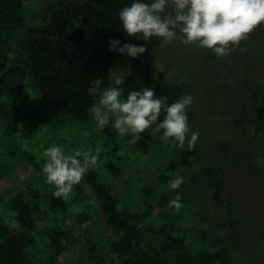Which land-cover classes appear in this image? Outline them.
I'll list each match as a JSON object with an SVG mask.
<instances>
[{
	"label": "rangeland",
	"instance_id": "rangeland-1",
	"mask_svg": "<svg viewBox=\"0 0 264 264\" xmlns=\"http://www.w3.org/2000/svg\"><path fill=\"white\" fill-rule=\"evenodd\" d=\"M55 1L24 0V23L5 44L11 59L9 66L26 55L31 28L44 24L46 8ZM134 43H147L146 52L136 58L122 55L123 58L114 61L110 82L118 74L126 77L148 70L162 83L187 84L194 97L189 108L194 115L191 128L200 132L196 153L191 157L193 166L169 168L180 159L187 144L183 148L172 143L155 145L144 135L132 143L130 136L121 137L118 133L114 142L105 132L106 127H96L91 117L79 119L53 111H36L38 92L31 76L26 74L14 98L0 95L1 220L9 226L11 234L27 231L19 224L9 202L12 196L22 192L27 200L39 205L36 227L31 231L37 240L30 251L31 264H98L92 246L102 252L106 264H122V258L108 249L110 238L119 234L106 227L104 214L84 177L67 199L66 212L50 208L54 185L45 182L41 171L42 146L59 142L62 129H72L75 130L73 146L93 149L102 146L94 168L101 181L111 185L119 208L128 206L142 212L146 201L153 202L161 193L172 199L176 191H181L185 205L176 234L186 236L192 251H213L226 243L233 264H264V23L241 41L245 52L237 47L222 58L208 49L185 45L179 39L164 47L156 36L151 43L137 38ZM11 122L17 129L11 128ZM26 151L34 154V163L21 158V153ZM112 160L122 167L117 176L107 168ZM202 166L221 168L224 198L234 207L232 216H228L226 205L214 203L209 184L199 181ZM160 174L166 175L167 181L147 195L144 187ZM192 174L199 179L192 180ZM176 175H182L185 181L179 189H169L167 182ZM193 200L202 207H219L220 213L210 210L206 215L219 218L220 228L222 224L225 226L226 216L233 219L231 236L223 237L216 232L208 240L199 239L196 231L215 229L216 222L208 223L201 215L194 218L198 205ZM162 213L160 208L155 209L140 225L159 227ZM77 215L84 220L79 221ZM52 226L64 231L60 249L51 246L47 230ZM169 258L186 264L174 253Z\"/></svg>",
	"mask_w": 264,
	"mask_h": 264
},
{
	"label": "trees",
	"instance_id": "trees-1",
	"mask_svg": "<svg viewBox=\"0 0 264 264\" xmlns=\"http://www.w3.org/2000/svg\"><path fill=\"white\" fill-rule=\"evenodd\" d=\"M131 0H57L52 2L45 13V22L40 27L31 28L26 55L13 61L5 50V44L24 23V0H0V95L7 94L14 98L22 87L23 79L29 74L38 92L35 110L39 112H56L69 114L79 119H89V106L93 97L86 91L93 77H104V86L110 83V72L114 61L123 58V54L109 47L108 38L116 37L122 42L131 41L135 37L127 36L122 29L118 12ZM143 86L154 87L157 95H167L169 103L178 99L182 93H190L185 83L167 84L156 79L151 71H143L126 76L122 87V96L133 88ZM193 111L189 109V124H193ZM163 112L161 113V118ZM11 128L17 129L14 122ZM110 141H116L117 132L107 126L105 128ZM142 135L151 144L160 145L159 133L151 135L146 130ZM264 137V136H263ZM117 150L115 148V154ZM196 147L185 149L176 164L191 167V157ZM21 158L35 162L34 154L22 152ZM108 170L117 176L122 167L114 161L107 164ZM203 183H212L215 187L213 201L219 206L226 205L227 213L232 216V202L224 198V183L221 168L202 166L200 170ZM91 185L92 193L104 214L106 227L119 235L110 238L108 249L122 258V264H179L172 261L168 254L178 251L190 260L189 264H233L230 260L226 243L213 251H192L186 236L175 234L174 229L180 223L183 207L179 212L168 209L170 200L165 194L146 201L145 209L133 211L130 207L119 208L118 201L110 184L101 181L95 168L84 176ZM192 180H198L193 174ZM166 175H157L155 180L144 187V192L151 195L157 187L166 182ZM16 211L19 224L27 228L18 234H11L9 226L0 218V264H31V249L37 240L31 231L36 227L35 214L39 209L36 202L29 201L22 192L16 193L9 200ZM50 208L54 211L66 212L69 202L50 195ZM160 208L162 223L159 227L140 225L152 212ZM79 221L84 220L77 215ZM231 227L235 221L229 219ZM64 231L59 226L47 230L51 246L60 249ZM97 254L98 264H106L101 251L92 246Z\"/></svg>",
	"mask_w": 264,
	"mask_h": 264
},
{
	"label": "clouds",
	"instance_id": "clouds-1",
	"mask_svg": "<svg viewBox=\"0 0 264 264\" xmlns=\"http://www.w3.org/2000/svg\"><path fill=\"white\" fill-rule=\"evenodd\" d=\"M122 29L127 36L151 43L159 38L161 47L179 39L185 45L205 48L218 58L230 55L237 47L246 48L241 41L260 24L264 23V0H131L118 12ZM110 49L124 56L136 58L147 50V43L122 42L109 37ZM125 75H115L104 86V77L91 79L87 92L93 97L88 112L96 127L110 126L119 136H130L135 143L148 130L159 133L165 144H178L192 149L200 132L189 124V108L194 97L185 92L169 103L167 95H157L154 87L133 88L122 97ZM163 117L161 118V113ZM62 129L60 141L42 146L44 162L41 171L45 182L54 185L52 195L67 200L83 176L98 165L102 146H73L72 133ZM182 175L167 182L168 188L179 189L184 183ZM168 209L179 212L183 207V193L176 191L168 201Z\"/></svg>",
	"mask_w": 264,
	"mask_h": 264
},
{
	"label": "crops",
	"instance_id": "crops-1",
	"mask_svg": "<svg viewBox=\"0 0 264 264\" xmlns=\"http://www.w3.org/2000/svg\"><path fill=\"white\" fill-rule=\"evenodd\" d=\"M263 147H264V143H263ZM207 184H209V187L211 188V196H213V192H214L215 187H213L214 185L212 183H207ZM201 190H199V191H201ZM193 203L198 205L197 209L195 210L196 214L193 215L194 218H197L198 216L201 215L202 217H204V220H206L208 223L209 222H216V228L215 229H212V230H202V229H199V231H196L197 232L196 234H197V236H198L199 239L208 240V237L212 238L216 234V232L220 233L223 237H230L231 236V233L233 231V227L230 226L229 219H228V216L229 215L226 216L227 221H226L225 226L222 227L223 226V224H222V226L220 228L219 222H218L219 218H217V217H208L206 215V214H209V211L210 210L212 212H217V213L219 212L220 213L219 207H210V208L202 207V206H200V204L198 203V201L195 202L194 200H193ZM176 228L177 227H175V229H174L175 230L174 231L175 234H176V231H177ZM180 235H182V234H180ZM212 240L214 241L215 239H212ZM172 253L176 254V256H178V258L184 259L186 261L185 262L186 264H189L190 263V260L187 259V258H185L184 256H181L182 255L181 253H180L181 255H179L178 251H171L168 254V256H170V254H172ZM179 264H180V262H179Z\"/></svg>",
	"mask_w": 264,
	"mask_h": 264
}]
</instances>
